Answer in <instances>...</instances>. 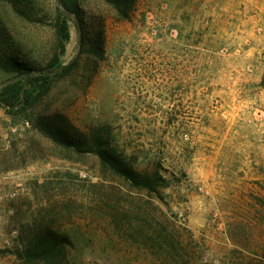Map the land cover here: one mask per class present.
<instances>
[{"label":"rangeland","instance_id":"rangeland-1","mask_svg":"<svg viewBox=\"0 0 264 264\" xmlns=\"http://www.w3.org/2000/svg\"><path fill=\"white\" fill-rule=\"evenodd\" d=\"M31 1L46 24L0 1V25L44 65L55 0ZM76 1L86 42L71 17L61 66L77 65L32 110H0V264H52L31 256L52 232L70 243L53 264H264V0H135L125 17ZM93 137L153 192L105 168Z\"/></svg>","mask_w":264,"mask_h":264},{"label":"trees","instance_id":"trees-1","mask_svg":"<svg viewBox=\"0 0 264 264\" xmlns=\"http://www.w3.org/2000/svg\"><path fill=\"white\" fill-rule=\"evenodd\" d=\"M4 4L11 6L13 12L21 19L28 23L46 24L44 19L48 17L44 12L41 15L34 10L31 0H0ZM117 13L121 16H127L132 10L135 0H107ZM55 0L54 5V24L52 21L50 28L54 32L55 42L53 51L51 48V56L44 65L32 62L27 56L21 55L18 49L14 48L15 44L11 41V37L6 33V29L0 25V68L10 75L6 80L7 83L0 86V110L8 115H20L36 107L45 97L48 96L52 89L55 79L68 74L76 65V61L62 67L61 58L65 53V48L70 40L69 25L70 18H76L80 24L81 34V50L86 42V35L83 30L82 16L80 8L76 0ZM67 12L71 17L64 14ZM7 49V50H5ZM12 49V50H10ZM3 52V53H2ZM53 52V53H52ZM2 53V54H1ZM62 68L61 70H59ZM58 70V71H57ZM260 87L264 89V75L260 81ZM44 134L54 143L65 148L79 149L82 145L81 140H75L62 132L51 129L49 126H43ZM91 145L86 149L90 153L95 154L102 165L111 172L123 178L136 188H145L153 192L157 184L149 178H141L140 175L131 166H128L119 159L114 150L109 148L107 140L99 137L91 139ZM85 146V145H84ZM160 179V178H159ZM40 247H35V251H30L33 258L37 261L46 260L47 257L52 258V264L57 262L61 252L70 245L69 240L56 233H48L41 238ZM153 240L158 247L163 250L170 248L171 237L168 235L153 236L148 238ZM168 252V251H167Z\"/></svg>","mask_w":264,"mask_h":264},{"label":"water","instance_id":"water-1","mask_svg":"<svg viewBox=\"0 0 264 264\" xmlns=\"http://www.w3.org/2000/svg\"><path fill=\"white\" fill-rule=\"evenodd\" d=\"M57 5L59 6V2H58V0H57ZM63 12H64L65 15L71 17L67 12H65V11H63ZM73 21L75 22L76 27H77V29L79 30V29H80V24H79L78 20H77L76 18H74ZM79 45H80V44H79ZM73 59H74V58H73ZM61 69H62V68H60L59 70H61ZM57 71H58V70H57ZM6 83H7V81L1 83L0 86L4 85V84H6Z\"/></svg>","mask_w":264,"mask_h":264}]
</instances>
